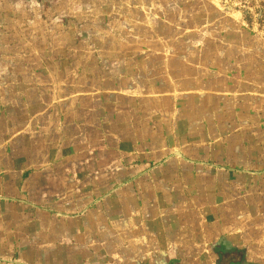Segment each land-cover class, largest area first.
Returning a JSON list of instances; mask_svg holds the SVG:
<instances>
[{"label": "crops", "instance_id": "0c3cea01", "mask_svg": "<svg viewBox=\"0 0 264 264\" xmlns=\"http://www.w3.org/2000/svg\"><path fill=\"white\" fill-rule=\"evenodd\" d=\"M83 1L0 0V264H264V85L166 53L200 0H117L125 64L74 77L45 31Z\"/></svg>", "mask_w": 264, "mask_h": 264}, {"label": "rangeland", "instance_id": "374dc122", "mask_svg": "<svg viewBox=\"0 0 264 264\" xmlns=\"http://www.w3.org/2000/svg\"><path fill=\"white\" fill-rule=\"evenodd\" d=\"M79 1V0H76ZM117 0H105L101 9L105 13L98 15L97 12L90 15L81 11L73 13L72 16L63 12L58 13L52 23L56 24V33L53 30L45 31L51 34V38L56 40L58 55H72L71 62L67 63V69L71 67L75 75L84 74L95 70L92 64L100 55V60L104 59L108 63L109 70L118 68L119 64H125V55L128 52L121 50L115 41L123 36L121 30L102 31L103 26L114 22L124 21V15L112 13V7H117L120 3ZM163 5L176 4L175 0H160ZM199 8L202 10L201 20L194 18L196 15H157L165 22L156 25V33L164 36L169 45L166 46L169 55H181L184 58L190 55L194 57L200 66L216 65V69L226 65V58L230 57L235 74L248 75L245 79L248 83H258L264 85V0H200ZM97 0H84L81 4L75 2L77 9L89 10ZM181 7L187 4H180ZM94 10H97L95 8ZM143 20L144 17L137 15ZM180 22L185 29H175L172 25ZM87 23L89 28H85ZM66 27V30L65 28ZM41 36L43 34L42 31ZM109 34H106L108 33ZM111 32V34H110ZM141 34H148V29H140ZM108 35V36H107ZM42 36V37H43ZM114 36V37H113ZM55 37V38H54ZM112 38H115L112 39ZM221 38L231 42V51H226L220 45ZM64 40L72 41L71 52H65ZM83 42V43H82ZM194 44V46H192ZM200 44V45H199ZM121 56V57H120ZM103 59V60H104ZM83 60V62H81ZM224 68V67H223ZM64 69V68H63ZM76 78L75 80H78Z\"/></svg>", "mask_w": 264, "mask_h": 264}, {"label": "trees", "instance_id": "16d2710c", "mask_svg": "<svg viewBox=\"0 0 264 264\" xmlns=\"http://www.w3.org/2000/svg\"><path fill=\"white\" fill-rule=\"evenodd\" d=\"M237 252L238 251L236 250L215 251V253L218 254V256L221 258L219 264H240L241 258H243L244 256L241 257V252Z\"/></svg>", "mask_w": 264, "mask_h": 264}]
</instances>
